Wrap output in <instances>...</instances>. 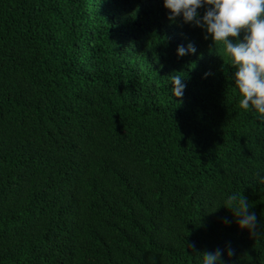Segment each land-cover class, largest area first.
Returning a JSON list of instances; mask_svg holds the SVG:
<instances>
[{
  "label": "trees",
  "instance_id": "trees-1",
  "mask_svg": "<svg viewBox=\"0 0 264 264\" xmlns=\"http://www.w3.org/2000/svg\"><path fill=\"white\" fill-rule=\"evenodd\" d=\"M169 11L0 0V264H201L217 248L264 264V120L240 107L223 45ZM232 191L257 234L215 210Z\"/></svg>",
  "mask_w": 264,
  "mask_h": 264
},
{
  "label": "clouds",
  "instance_id": "clouds-1",
  "mask_svg": "<svg viewBox=\"0 0 264 264\" xmlns=\"http://www.w3.org/2000/svg\"><path fill=\"white\" fill-rule=\"evenodd\" d=\"M163 3L170 10L168 15L172 22L179 19L182 24L199 27L205 39L213 41L214 48L223 45V51L218 53L224 60L227 57L228 64L235 69L232 78L240 93V107L264 120V0H163ZM176 51L183 57L195 54L197 48L189 42L187 46L179 44ZM184 81L185 77L179 73L170 75L174 97L184 95L187 87ZM254 175L257 182L264 183V170H257ZM221 205L234 212L241 229L258 233L257 214L249 210L250 203L243 193L230 192L215 210ZM224 223H230L228 218ZM224 251L217 248L202 253L201 264H227L222 258ZM234 254L235 249L228 245L227 255Z\"/></svg>",
  "mask_w": 264,
  "mask_h": 264
}]
</instances>
